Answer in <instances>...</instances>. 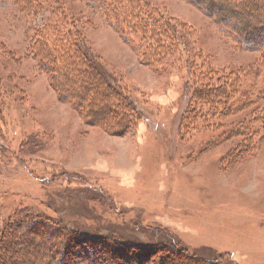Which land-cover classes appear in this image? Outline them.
<instances>
[{
  "label": "rangeland",
  "instance_id": "374dc122",
  "mask_svg": "<svg viewBox=\"0 0 264 264\" xmlns=\"http://www.w3.org/2000/svg\"><path fill=\"white\" fill-rule=\"evenodd\" d=\"M36 1L21 11L22 0H0V227L36 214L73 226L85 208L101 231L123 240L181 245L202 259L224 254L219 264H264L260 52L237 46L187 0H144L178 26L187 46L148 66L141 50L106 24L100 0ZM72 24L94 61L142 110L134 132L88 124L37 67L32 43L71 41ZM208 68L247 105L221 113L197 94L189 125L188 115H180L185 88L203 85ZM39 234L38 254L24 249V260L60 264L58 251L46 249L52 236Z\"/></svg>",
  "mask_w": 264,
  "mask_h": 264
},
{
  "label": "trees",
  "instance_id": "16d2710c",
  "mask_svg": "<svg viewBox=\"0 0 264 264\" xmlns=\"http://www.w3.org/2000/svg\"><path fill=\"white\" fill-rule=\"evenodd\" d=\"M22 1L21 7L17 6L21 11L35 7L37 3L36 0ZM187 1L210 17L237 46L260 52L264 61V0H224L223 4L216 0ZM100 4L99 11L106 24L122 41L132 44L133 50H141L143 64L157 65L173 50L187 47L186 38L180 34L178 26L150 9L144 0H100ZM71 29L75 31L71 41L64 43L54 39L49 42L41 37L39 43H32L35 47L38 44L33 53L37 67L46 71L60 100L70 104L88 124L103 126L118 135L124 131L134 132L138 121L145 118L142 110L118 86L115 77L94 61L76 25L72 24ZM184 63L191 67L189 57ZM204 74L203 85L193 88L186 85L185 88L188 96L180 115L182 118L188 115L189 125L195 123L194 116L188 111L193 110L197 94L200 95L199 101L221 108V113L223 110L234 113L247 105L242 95L226 80L214 81L212 69L208 68ZM68 82L71 83L66 87ZM84 96L90 98L87 103ZM102 110L109 113L102 114ZM79 208L70 213L78 212ZM87 210L84 208L85 215L77 217L78 223L73 226H60L39 214L10 218L6 224L3 222L0 227V264H28L20 252L25 249L37 255L36 238L41 232H49L52 236L53 241H49L46 249L58 251L56 260L60 264H219L217 262L224 257L222 254L215 260L202 259L190 255L181 245L123 240L117 233L101 231L103 225ZM22 228L26 230L24 234L20 232ZM82 228L98 232L86 233Z\"/></svg>",
  "mask_w": 264,
  "mask_h": 264
}]
</instances>
